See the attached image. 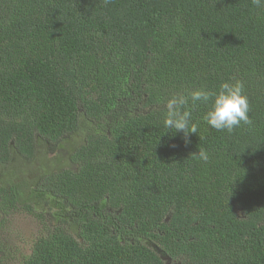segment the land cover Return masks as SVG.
Wrapping results in <instances>:
<instances>
[{"label":"trees","instance_id":"16d2710c","mask_svg":"<svg viewBox=\"0 0 264 264\" xmlns=\"http://www.w3.org/2000/svg\"><path fill=\"white\" fill-rule=\"evenodd\" d=\"M231 80L251 125L199 103L190 143L164 126L171 95ZM15 209L52 220L16 264H264V7L0 0V228Z\"/></svg>","mask_w":264,"mask_h":264},{"label":"clouds","instance_id":"9594fccd","mask_svg":"<svg viewBox=\"0 0 264 264\" xmlns=\"http://www.w3.org/2000/svg\"><path fill=\"white\" fill-rule=\"evenodd\" d=\"M252 3L257 7H264V0H252ZM199 103L210 104L203 118L218 131L232 133L241 124H252L249 100L242 81H223L217 90H210L205 86L185 89L167 99L164 118V126L174 129V133H182L185 144L190 143V134H198V125L192 121L191 109L198 107ZM192 156L203 162L209 160L208 151L202 147L198 148V152L192 153Z\"/></svg>","mask_w":264,"mask_h":264},{"label":"rangeland","instance_id":"374dc122","mask_svg":"<svg viewBox=\"0 0 264 264\" xmlns=\"http://www.w3.org/2000/svg\"><path fill=\"white\" fill-rule=\"evenodd\" d=\"M48 153L53 162L57 158L55 167L64 166L62 160L63 149L58 147H49ZM2 216L0 228V264H16L20 255H27L32 239L38 235L42 229L44 221L52 223L51 218H45L37 221L34 217H30L21 209L7 211Z\"/></svg>","mask_w":264,"mask_h":264},{"label":"water","instance_id":"95a60500","mask_svg":"<svg viewBox=\"0 0 264 264\" xmlns=\"http://www.w3.org/2000/svg\"><path fill=\"white\" fill-rule=\"evenodd\" d=\"M155 248V247H154ZM156 251H157V253H159V250L156 248ZM163 259H164V257H163ZM166 260H168L167 258H166Z\"/></svg>","mask_w":264,"mask_h":264}]
</instances>
